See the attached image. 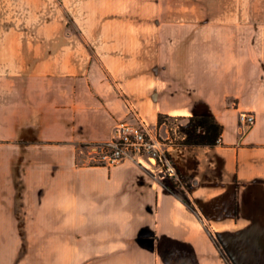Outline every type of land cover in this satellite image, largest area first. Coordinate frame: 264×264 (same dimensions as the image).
<instances>
[{
    "label": "crops",
    "instance_id": "1",
    "mask_svg": "<svg viewBox=\"0 0 264 264\" xmlns=\"http://www.w3.org/2000/svg\"><path fill=\"white\" fill-rule=\"evenodd\" d=\"M159 113L221 142L94 163ZM0 264H264V0H0Z\"/></svg>",
    "mask_w": 264,
    "mask_h": 264
},
{
    "label": "built area",
    "instance_id": "2",
    "mask_svg": "<svg viewBox=\"0 0 264 264\" xmlns=\"http://www.w3.org/2000/svg\"><path fill=\"white\" fill-rule=\"evenodd\" d=\"M238 119L245 127H250L255 122V116L251 112L239 113ZM170 145L168 138L156 134L140 118L136 121L123 119L117 122L116 136L98 146L99 150L93 160L95 164L108 166L126 158H133L138 162L148 161L157 165L171 179L180 181L181 177L167 150Z\"/></svg>",
    "mask_w": 264,
    "mask_h": 264
},
{
    "label": "trees",
    "instance_id": "3",
    "mask_svg": "<svg viewBox=\"0 0 264 264\" xmlns=\"http://www.w3.org/2000/svg\"><path fill=\"white\" fill-rule=\"evenodd\" d=\"M185 117L195 122L194 125H191L184 134L180 130L169 126L168 139L171 141V144L212 146L217 144L218 141L221 142L223 126L210 115L171 116L159 113L157 115V125ZM183 200L185 203L192 205L191 200L187 196H184Z\"/></svg>",
    "mask_w": 264,
    "mask_h": 264
},
{
    "label": "rangeland",
    "instance_id": "4",
    "mask_svg": "<svg viewBox=\"0 0 264 264\" xmlns=\"http://www.w3.org/2000/svg\"><path fill=\"white\" fill-rule=\"evenodd\" d=\"M167 7L166 9L168 10V7L173 8L172 6H161V8ZM209 11H214V4H209L208 5ZM171 123V125H169ZM195 122L190 121L188 118H180L174 121H167V123H165V125L167 127L171 126L173 129H180L181 132L184 134L185 131L191 127V125H194Z\"/></svg>",
    "mask_w": 264,
    "mask_h": 264
}]
</instances>
